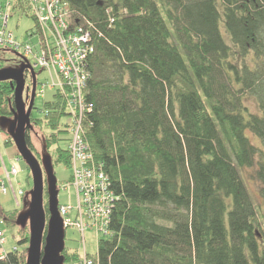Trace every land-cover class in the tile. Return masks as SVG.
Masks as SVG:
<instances>
[{
    "label": "trees",
    "instance_id": "16d2710c",
    "mask_svg": "<svg viewBox=\"0 0 264 264\" xmlns=\"http://www.w3.org/2000/svg\"><path fill=\"white\" fill-rule=\"evenodd\" d=\"M64 2L70 32L90 34L83 135L115 197L94 264H264V209L243 176L264 198V0ZM24 6L13 14L31 19ZM13 92L0 83V120L13 118ZM42 110L27 145L39 154L31 137L41 135L51 168H69L65 97L55 91ZM48 197L44 183L46 221ZM16 211L0 219L16 221L23 246ZM15 248L0 264L26 263L27 248Z\"/></svg>",
    "mask_w": 264,
    "mask_h": 264
},
{
    "label": "built area",
    "instance_id": "2783aa9c",
    "mask_svg": "<svg viewBox=\"0 0 264 264\" xmlns=\"http://www.w3.org/2000/svg\"><path fill=\"white\" fill-rule=\"evenodd\" d=\"M64 1L0 0V51H13L29 65L41 70L44 81H37L39 85L36 89L40 88L39 92L48 88L65 96L71 127L66 149L72 165L70 183L73 193H76V201L71 207L64 204L58 206L63 226L75 225L76 229L73 228L80 234L86 229H95L104 237H109V217L115 197L109 189L102 165L94 161L83 135L84 116L89 112L82 92L87 80L84 67L93 47L90 45L88 31L78 28L70 32L69 11ZM22 4L35 24L34 31L27 32L28 41L25 42H20L8 29L9 19L15 15L13 12L18 10V5ZM34 37L36 43L32 41ZM51 68L55 70L56 79H49L47 73ZM16 174L15 167L5 172V181L0 180V194L10 190L18 206V197L23 195V191H15L10 181L11 176ZM70 212H74V217H70ZM73 218H76L75 223ZM3 227L4 222L0 219V259L6 254L3 249ZM81 236L84 246V238ZM83 257V264H94L93 260H86V253Z\"/></svg>",
    "mask_w": 264,
    "mask_h": 264
},
{
    "label": "rangeland",
    "instance_id": "374dc122",
    "mask_svg": "<svg viewBox=\"0 0 264 264\" xmlns=\"http://www.w3.org/2000/svg\"><path fill=\"white\" fill-rule=\"evenodd\" d=\"M34 28H35L34 22L27 17H19L18 15H14L13 17L9 19V22H8V29L13 33V35L20 42L28 41L27 32L34 31ZM32 41L33 43L37 42L35 37L32 38ZM19 63H21V65L23 64L22 58L20 57L19 54L13 51H2V50L0 51V66H3L4 68H18ZM32 68H33V74L35 76V81H36V86H37L38 84L37 81L39 82L44 81L42 79L43 74L41 70H39V68H36L35 66H32ZM34 70L36 71V74L34 73ZM27 72L30 73V77L27 80V76L24 73L25 88L23 92V98L24 99L27 98V101L25 102L26 106L28 105L29 97L31 95V89H32V75L30 71H27ZM47 74L50 76L49 79L51 78L56 79L54 68H51ZM39 90L40 88L36 89L35 87V98H34V103H33L34 107L31 111V117L34 120L43 119V116H44L42 112L43 102L51 100L52 94L54 93L51 89H48V88H46L43 92H39ZM246 103L250 107L251 110H256V105L253 100L247 99ZM64 121L66 122L68 121V119H65ZM35 133H39V130L36 129ZM2 135L3 134H1V130H0V167L1 169H4L2 166V162L4 163L6 170H10L12 165L15 166V168L17 169V175L11 176V183L15 191L21 190L23 191V195L18 197L19 205L17 206L16 203L14 202V199H13V196L10 190L6 194H0V215H2L1 210H4L5 212H12L14 210H17L15 216L18 221V216L20 214L25 213L28 210V204H29L28 197H29V192L32 189V180L28 176L29 174L26 168V163L20 157L12 161L8 160L7 154L4 152V147L2 145ZM41 139H42L41 135L39 138H37V136L34 134L33 137H31V142L33 143L37 152H39V154H36V156L35 154L33 155L35 156V158L37 156L39 158L41 157L39 161L37 158L36 159L43 172V182L47 184L46 177L44 174L45 171H44V167L42 164V158L43 156H46V154H44V152L42 151L43 141H41ZM252 142L255 145H258V146L260 145V142L254 137L252 138ZM71 166L72 165H70L69 168H65L63 167V165L59 164L58 166L52 167V170L53 169L55 170L54 174H55L56 184L59 190L58 195H57V199H58L57 201L59 205L60 204L68 205L66 203L74 205L76 201L75 199L76 193H73L74 189L71 188L72 183H70L71 182L70 181ZM243 176H244V180L247 185V188L255 204L257 206L259 205L260 208L264 209V198H262L259 195L258 186L250 179L248 172L245 171L243 173ZM0 177H1L0 179L5 181L6 178L4 177V175ZM45 188H46V185H45ZM69 207H71V205ZM70 217H74V212L72 213L70 212ZM12 221H13V223L11 222L12 224L16 223L15 220H12ZM73 221L75 223L76 218H73ZM11 223L5 226V222H4L3 230L5 233H4L3 249L5 251H9V250H15L16 249L15 247H17L19 250H23L24 248H27L28 244L23 245V246L19 245L17 243L18 239L17 237H15L20 226H16V224L10 225ZM26 226L28 227V224ZM73 227L75 228L76 226L75 225L67 226V227L65 225L63 226L65 248L70 251H76L79 254L80 256L79 261L75 264H83V260H84L83 255L85 256V253L88 255L86 260H93L89 256H95L97 252L98 241L106 237L98 233L95 229H86L83 234H80L77 230H75L76 228L74 229ZM28 230H29V227H28ZM81 235H83V238H84V246H82V242H81L82 236ZM83 248H85V250H83Z\"/></svg>",
    "mask_w": 264,
    "mask_h": 264
},
{
    "label": "water",
    "instance_id": "95a60500",
    "mask_svg": "<svg viewBox=\"0 0 264 264\" xmlns=\"http://www.w3.org/2000/svg\"><path fill=\"white\" fill-rule=\"evenodd\" d=\"M22 65L18 68L0 69V83L11 82L13 85V118L10 120L1 119L0 126L7 127L9 136L16 147L20 158L26 163L30 171L32 189L29 192L28 210L18 216V223L23 226L28 224L29 239L26 252L25 264H63L61 251L64 248L63 222L57 207L56 179L50 166L49 158L43 156L42 163L46 172L48 182V212L49 218L46 221L43 209V172L29 149L25 133L31 130V111L35 98L36 81L33 68L22 59ZM25 71L32 75V89L26 106L27 98H23L25 88ZM47 233L42 244V237L45 226Z\"/></svg>",
    "mask_w": 264,
    "mask_h": 264
},
{
    "label": "crops",
    "instance_id": "0c3cea01",
    "mask_svg": "<svg viewBox=\"0 0 264 264\" xmlns=\"http://www.w3.org/2000/svg\"><path fill=\"white\" fill-rule=\"evenodd\" d=\"M1 134H3L2 135V145H3V147H4V152L7 154V157H8V160L9 161H12V160H14V159H17L18 157H20V155H19V153H18V151H17V149H16V147L15 146H9V147H6L5 145H4V142H5V136H4V133L1 131ZM2 166H3V168L4 169H1V167H0V176H2V175H4L5 176V172H7L8 170H6L5 169V166H4V163L2 162ZM12 167H15V166H11V168ZM10 168V169H11ZM17 175V174H16ZM1 178V177H0ZM0 180H2V179H0ZM10 181H11V178H10ZM12 184V183H11ZM66 204H68L69 206L71 205V206H73V204H69V203H66ZM64 247H65V241H64Z\"/></svg>",
    "mask_w": 264,
    "mask_h": 264
},
{
    "label": "flooded vegetation",
    "instance_id": "af4514ba",
    "mask_svg": "<svg viewBox=\"0 0 264 264\" xmlns=\"http://www.w3.org/2000/svg\"><path fill=\"white\" fill-rule=\"evenodd\" d=\"M21 65V63H19V65H18V67ZM2 68H4L3 66H0V69H2ZM34 73L36 74V71L34 70ZM25 75L27 76V80L29 79V77H30V73L29 72H25ZM43 164V163H42ZM44 171H45V169H44ZM45 174H46V172H45ZM46 183H47V188H48V182H47V177H46Z\"/></svg>",
    "mask_w": 264,
    "mask_h": 264
},
{
    "label": "bare ground",
    "instance_id": "6f19581e",
    "mask_svg": "<svg viewBox=\"0 0 264 264\" xmlns=\"http://www.w3.org/2000/svg\"><path fill=\"white\" fill-rule=\"evenodd\" d=\"M60 93H61V92H60ZM61 94H62V93H61ZM62 95H63V94H62ZM63 96H64V95H63ZM64 97H65V96H64ZM65 123L68 125V130H69V133H70V128H71V127H70V124H69L68 121H66ZM69 135H70V134H69ZM57 200H58V199H57ZM112 207H113V205H112Z\"/></svg>",
    "mask_w": 264,
    "mask_h": 264
}]
</instances>
